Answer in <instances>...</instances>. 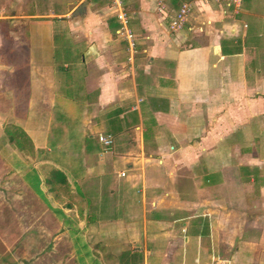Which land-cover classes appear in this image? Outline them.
<instances>
[{"label":"crops","instance_id":"obj_1","mask_svg":"<svg viewBox=\"0 0 264 264\" xmlns=\"http://www.w3.org/2000/svg\"><path fill=\"white\" fill-rule=\"evenodd\" d=\"M156 2L0 0V255L264 264V0Z\"/></svg>","mask_w":264,"mask_h":264},{"label":"built area","instance_id":"obj_2","mask_svg":"<svg viewBox=\"0 0 264 264\" xmlns=\"http://www.w3.org/2000/svg\"><path fill=\"white\" fill-rule=\"evenodd\" d=\"M241 1L242 0H224L225 9L223 10V13L228 14L230 11L231 13H237L241 5ZM112 5L115 8V16L119 21L117 33L128 41L129 47L132 49L135 43V35L128 26L130 15L122 7V0H112ZM155 9L158 15V20L163 21L168 18V29L175 31L184 26L188 16L190 15L191 5L187 2L181 3L179 7L171 13L165 0H157ZM98 138L104 145L108 146L112 143V136L109 134L99 135ZM120 175H124V173L121 172Z\"/></svg>","mask_w":264,"mask_h":264},{"label":"rangeland","instance_id":"obj_3","mask_svg":"<svg viewBox=\"0 0 264 264\" xmlns=\"http://www.w3.org/2000/svg\"><path fill=\"white\" fill-rule=\"evenodd\" d=\"M57 52V51H56ZM18 79H19V81H21L23 78L19 75L18 77H17ZM239 134H243V131L242 132H240ZM237 135V134H236ZM235 134L233 135L235 138L236 137H238V135L236 136ZM222 147L223 148H225V144L224 145H222ZM240 167H238V166H231L230 167V169H229V171H230V173L231 172H233V177L232 176H229V175H227L226 176V180H225V183L229 186L228 187V189H231V187H232V190H234L235 192H236V189H237V193H239V192H244V190H243V186H242V179L240 178ZM239 178V179H238ZM249 190H251V188H249ZM16 236V235H15ZM13 234H11V237H10V239L9 240H7L8 241V249L9 250H11V252L9 251L8 253H7V251H5L6 253H2L1 255H0V257L1 256H4V257H9V259L11 260V262H13V263H16V264H25L24 262H22L20 259L18 260L17 258H21V259H23V257H26L29 253H28V249H25L24 247H23V245H21V246H19V247H13L12 245H13V243L14 242H21V244L22 243H24L23 242V240H21L20 239V237H18L17 238V236L15 237ZM26 237H27V235H25ZM7 248V247H6ZM30 251V250H29ZM17 252V253H16ZM10 253H12V254H10ZM18 257H17V256ZM37 258L36 259H38V260H41V257H39V256H36ZM16 259L18 260V261H16ZM3 262L4 260H1L0 259V262ZM1 262V263H2ZM5 262V261H4ZM40 263V262H39Z\"/></svg>","mask_w":264,"mask_h":264},{"label":"trees","instance_id":"obj_4","mask_svg":"<svg viewBox=\"0 0 264 264\" xmlns=\"http://www.w3.org/2000/svg\"><path fill=\"white\" fill-rule=\"evenodd\" d=\"M183 1H185V0H170L169 2L172 3L173 5H180V3Z\"/></svg>","mask_w":264,"mask_h":264}]
</instances>
